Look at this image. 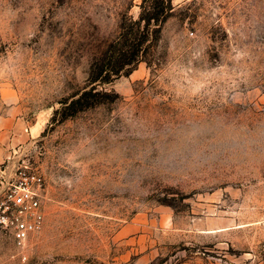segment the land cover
<instances>
[{"label":"rangeland","instance_id":"rangeland-1","mask_svg":"<svg viewBox=\"0 0 264 264\" xmlns=\"http://www.w3.org/2000/svg\"><path fill=\"white\" fill-rule=\"evenodd\" d=\"M140 1L0 0V169L24 153L46 177L42 227L0 230V264H173L264 225V0H171L99 84L116 95L64 115Z\"/></svg>","mask_w":264,"mask_h":264},{"label":"trees","instance_id":"trees-1","mask_svg":"<svg viewBox=\"0 0 264 264\" xmlns=\"http://www.w3.org/2000/svg\"><path fill=\"white\" fill-rule=\"evenodd\" d=\"M137 18H130L127 28L120 25V31L109 42L102 57L91 62L88 71V88L72 98L63 109L76 111L111 100L116 93L99 84L110 81L121 73H129L159 38L161 24L171 14V0H141ZM70 114V112H65Z\"/></svg>","mask_w":264,"mask_h":264},{"label":"built area","instance_id":"built-area-1","mask_svg":"<svg viewBox=\"0 0 264 264\" xmlns=\"http://www.w3.org/2000/svg\"><path fill=\"white\" fill-rule=\"evenodd\" d=\"M46 177L27 154L8 156L0 169V230L23 244L44 220ZM254 257L264 256V239Z\"/></svg>","mask_w":264,"mask_h":264},{"label":"crops","instance_id":"crops-1","mask_svg":"<svg viewBox=\"0 0 264 264\" xmlns=\"http://www.w3.org/2000/svg\"><path fill=\"white\" fill-rule=\"evenodd\" d=\"M5 154V153H4ZM264 222V220H263ZM233 228L229 224L197 228L198 233L205 235H227L233 233ZM264 238V225H260L257 230L256 236L247 238L242 242H234L233 240H223L216 242H206L204 244L205 252L198 251L199 247L195 242L189 241L190 253L185 257H180L173 264H264V256L254 257L257 252L259 242ZM232 247L233 250L241 249V252L230 251L228 248ZM215 251V252H214ZM215 253V254H214ZM253 256V257H252Z\"/></svg>","mask_w":264,"mask_h":264}]
</instances>
